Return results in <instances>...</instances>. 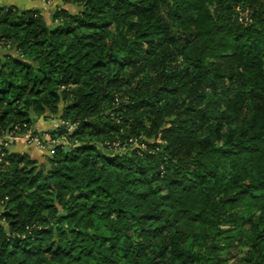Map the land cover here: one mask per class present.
Here are the masks:
<instances>
[{
	"label": "trees",
	"instance_id": "trees-1",
	"mask_svg": "<svg viewBox=\"0 0 264 264\" xmlns=\"http://www.w3.org/2000/svg\"><path fill=\"white\" fill-rule=\"evenodd\" d=\"M62 1L0 6V139L68 142L4 150L0 264H264V0Z\"/></svg>",
	"mask_w": 264,
	"mask_h": 264
},
{
	"label": "crops",
	"instance_id": "crops-1",
	"mask_svg": "<svg viewBox=\"0 0 264 264\" xmlns=\"http://www.w3.org/2000/svg\"><path fill=\"white\" fill-rule=\"evenodd\" d=\"M54 5H62L58 8H66L69 9L72 12L77 11V7L72 4H64L62 0H0V6H18L23 9H37L40 10L47 20V22H51V15L55 12V8H53ZM57 8V9H58ZM50 18V19H49ZM42 119H38V122L36 123L34 129L36 132H46L51 131L55 129L59 122L54 117L49 118L48 122L46 124H43L41 122ZM47 132L44 134V137H49L50 134ZM38 134V133H37ZM43 139V138H42ZM52 139V138H51ZM49 140H46V147H37V146H29L26 143V139H20L17 142H15L9 150L11 152H19V153H28L32 156V158L41 160L45 154L49 153ZM58 140V139H54ZM45 142V140H44ZM16 148V149H14Z\"/></svg>",
	"mask_w": 264,
	"mask_h": 264
},
{
	"label": "built area",
	"instance_id": "built-area-1",
	"mask_svg": "<svg viewBox=\"0 0 264 264\" xmlns=\"http://www.w3.org/2000/svg\"><path fill=\"white\" fill-rule=\"evenodd\" d=\"M245 18L246 21H248V16L244 15L241 20ZM20 139H26V143L29 146H37V147H46L45 142L42 141L41 137L38 134L28 133L27 135L21 136L20 134H10L2 139H0V160L4 157V150L8 149L9 146L15 142H17ZM61 138L58 140L50 139L49 144V154H54V148L58 144H63L62 141H60ZM65 140L64 138H62Z\"/></svg>",
	"mask_w": 264,
	"mask_h": 264
},
{
	"label": "rangeland",
	"instance_id": "rangeland-1",
	"mask_svg": "<svg viewBox=\"0 0 264 264\" xmlns=\"http://www.w3.org/2000/svg\"><path fill=\"white\" fill-rule=\"evenodd\" d=\"M62 5H54L53 6V8H55L56 10H57V8L58 7H61ZM50 19V18H49ZM1 53H3V50H2V48L0 47V54ZM40 119H42L41 120V122L43 123V124H46V122H48V121H46V120H48L47 118H40ZM37 122H38V120H37ZM36 122V123H37ZM36 125V124H35ZM35 127V126H34ZM33 130H35L34 128H33ZM33 130H31V131H29L28 133H32V132H34ZM73 130V128L71 129V131ZM47 132H49V131H46V132H37L38 133V135L41 137V139H42V141L44 142V140H45V143H46V140H48V139H51V136H47V137H44V134H46ZM132 141H133V139H131ZM60 141H62L63 142V144H67L68 142L66 141V140H63L62 138L60 139ZM138 141L137 140H135L134 141V144H137V146L138 147H140V148H145L144 147V145H139L138 143H137ZM14 144V143H13ZM13 144H11L10 146H9V148L13 145ZM107 144H109V143H107ZM99 146L101 147V148H103L104 147V144H102V143H100L99 144ZM120 146H122V142L121 141H119V142H117V143H114V145H113V152L114 153H117V152H119V151H122L123 150V147L121 148ZM120 147V148H119ZM8 148V149H9ZM14 149H16V148H14ZM239 250H243V249H239ZM242 252V251H241Z\"/></svg>",
	"mask_w": 264,
	"mask_h": 264
}]
</instances>
